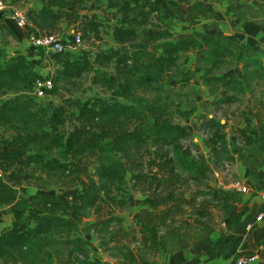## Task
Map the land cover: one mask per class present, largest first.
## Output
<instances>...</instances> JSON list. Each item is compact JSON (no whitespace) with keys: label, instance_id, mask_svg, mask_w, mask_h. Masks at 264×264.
Wrapping results in <instances>:
<instances>
[{"label":"trees","instance_id":"trees-1","mask_svg":"<svg viewBox=\"0 0 264 264\" xmlns=\"http://www.w3.org/2000/svg\"><path fill=\"white\" fill-rule=\"evenodd\" d=\"M41 1L42 9L28 14L44 30L57 28L61 20L75 16L77 7L74 6L79 0ZM229 8L238 16L253 15L254 9L253 5L235 0H230ZM189 10L209 11L200 1L191 3ZM162 12L160 4L150 0H135L133 5L125 3L114 13L116 24L112 39L116 47L96 52L91 60L50 52L48 58L53 59L56 68L46 77L38 75L31 60L34 55L48 54L42 49L9 55L0 48V206L12 205L13 215L10 228L0 234V260L48 264L57 255L67 264H100L98 259H89V250L73 234L90 215H100L101 203L109 202L104 194H108L110 185L117 191L123 190L125 165L130 166L133 158L150 144L165 148L147 159L146 164L156 166L155 171L132 174L139 183H147L143 189L147 206L141 208L136 221L141 234L138 246L111 244L122 222L116 214L86 221V229L96 234L103 251L122 258V264H140L139 259L147 254L173 253L189 242L186 234L170 227L187 202L180 184L184 177L205 178L208 168L203 159L185 154L179 140L190 135V131L171 121V115L184 120L196 109H183L165 93L163 83H170L177 74L179 79L174 84L183 87L201 73L199 77L205 85L216 93L222 90L214 102L219 106L244 95L257 81L264 80V63L258 55L261 50L236 44L231 38L224 39L216 33L202 40L194 34L175 37L169 29L161 30L153 35L158 42L157 50L149 54L141 47L128 45L137 36L135 27L146 25L153 13ZM189 51L200 54L198 64L194 69H183L180 59ZM105 64L115 66L121 84L100 74L98 67ZM238 66L241 75L222 71L224 68L229 72L231 67ZM87 71L95 73L93 82L110 88L111 98L79 100L71 110L61 106L50 112L44 107L39 109L31 96L37 77L51 80L52 88L45 92L53 94L59 82H70ZM228 95L231 97L227 98ZM171 106L173 113L169 111ZM126 122L132 123L130 128L121 126ZM208 123L215 127L218 143L225 150L223 135L219 133L222 124L214 119ZM245 131L241 133L247 148L240 147L237 158L244 165L258 167L263 162L264 127L250 134ZM91 162L94 164L92 177L84 188L69 195V201L46 192L26 196L17 189L35 179L48 183L54 175L73 176L77 180ZM200 192L217 201L225 212L223 222L228 229L236 224L239 214L234 217L230 214L240 200L239 191L209 188ZM113 203L124 206L126 201L117 199ZM195 211L198 215L204 212L203 209ZM111 225L117 229H110ZM160 226H166L167 232L160 233ZM209 233L204 231L195 242L209 241ZM221 241L218 238L213 242Z\"/></svg>","mask_w":264,"mask_h":264},{"label":"rangeland","instance_id":"rangeland-1","mask_svg":"<svg viewBox=\"0 0 264 264\" xmlns=\"http://www.w3.org/2000/svg\"><path fill=\"white\" fill-rule=\"evenodd\" d=\"M245 1L247 2L244 3L253 5L254 8L253 15L248 13L251 21L256 25L264 26V0ZM11 2L16 6H21L19 0H11ZM190 5L191 0H168L166 5L167 15L163 16L164 12L153 13L146 25L135 27L137 36L128 42V45L141 47L149 54L157 50L158 42L154 39L153 35L167 29H171L175 37L194 34L200 39L206 40L211 33H215L214 26L211 24L212 22H208L213 18V13L209 12L204 16L198 14L192 15L191 11H189ZM74 7H77L75 16L65 19L63 26L44 29L39 34H58L65 41L71 40L76 35H80L81 44L74 50L75 54H71L68 50L64 54L65 56L70 55L71 58L86 57L91 60L96 52L116 47V43L112 39V30L116 24L114 13L117 11L113 10L114 7L105 6V2L101 0H79ZM203 19L207 21V24H205ZM187 20L188 24H185ZM242 28L243 24L241 25V29H233L232 27L234 31L243 33ZM226 32L229 33V31ZM225 35H222L224 39L231 38L234 43H240L236 42L235 38H232L234 34ZM49 55L50 53L45 54V56L36 55V62L33 63L34 68H38V75L42 77L52 75L56 68L53 59L48 58ZM199 56L200 54L197 51L187 52L180 59V67L183 69H194L198 64ZM98 68L102 76L114 79L116 84H121V80L117 77L118 74L113 64H105ZM229 70L228 72L227 69L223 68L222 71L225 73L234 72L237 75H241L242 73L239 66L231 67ZM200 75L201 73H197L183 87L179 83L174 84L179 79L177 74L171 79L170 83H163L165 93L177 101L183 109L192 107L196 109L192 116L184 120L175 114L171 115V121L186 126L190 131V135L179 140V144L184 149L185 154L189 157L196 156L203 159L208 168L205 178L190 179L184 177L180 184L179 189L184 192L187 202L183 206L184 211L176 216L170 227L188 236L186 238L189 239V242H185L184 244L197 243L195 241L199 238L198 235L204 234V231H210L208 236L211 235L212 237L219 235L223 231L225 227L223 222L225 212L216 200H212L209 195H201L200 191L206 192L209 188L236 189L239 191L237 182H239L238 180L241 177L239 170L242 164L237 158V151L240 147H243V149L247 148L241 132L244 129V131L246 130V134H250L252 131H259L260 128L264 127V80L257 81L253 85V88L244 95H239L235 99L215 106L214 102L223 92L220 89L216 93L213 88L205 85L204 80L199 77ZM94 78L95 73L87 71L73 78L70 82H59V88L53 94L37 97L32 92L31 96L37 102L39 109L44 107L49 109L50 112L55 111L61 106H66L71 110L73 103L79 100L84 101L94 98L106 100L111 98L110 88L100 82H93ZM230 97L231 95L227 96V98ZM172 110L173 106L169 108V111L172 112ZM209 119H214L222 124L219 127V133L223 135L224 146H226L225 150L224 147H220L217 136H215V127L209 125ZM131 125L132 123L130 122L121 124L125 128H130ZM164 148L163 146L157 147V145L150 144L141 150L133 158L130 166L126 164L124 167L121 184L123 190L117 191L113 185H110L108 194H104L109 202L101 203V213L99 216L104 215L103 218H107L109 217L107 215L109 213L116 214L122 218L120 232L113 238L112 242L122 237L126 239L127 243L130 242L131 247L138 246L141 234L138 231L136 221L141 208L147 206L144 203L147 194L143 191V189L147 188V183H139L132 177V174H146L155 171L157 169L156 166L147 165V159L148 157L149 159L153 158L156 153L163 152ZM93 171L94 164L91 162L87 164L86 173L80 175L77 180L73 176L54 175L49 177L50 182L48 183L45 180L35 179L30 180L29 184L24 183L18 186L17 189L22 194V189H24V195L26 194L27 196L39 190L57 195L65 201H69V195L74 194L87 185L89 178L93 175ZM239 192L242 193L241 191ZM117 199H124L126 204L124 206L114 204L113 202ZM6 207L8 208L6 209L8 213H11L10 209L12 205ZM195 209H203L204 212L198 215ZM97 217L92 214L85 219V222L95 220ZM85 222L81 224L82 228L86 227ZM109 228L113 230L117 229V226L111 225ZM159 231L160 233H166L167 227L160 226ZM169 243L167 242L168 247ZM166 254L168 253L147 254L145 258L141 259L146 262L152 260L153 262H161ZM91 260L94 259L92 258ZM4 261L0 260V264H4ZM60 261L65 260L56 255L53 256V260L48 264H64Z\"/></svg>","mask_w":264,"mask_h":264},{"label":"crops","instance_id":"crops-1","mask_svg":"<svg viewBox=\"0 0 264 264\" xmlns=\"http://www.w3.org/2000/svg\"><path fill=\"white\" fill-rule=\"evenodd\" d=\"M97 1V0H96ZM105 6L114 7L117 10L125 3L133 5L135 0H101ZM108 1V2H107ZM110 1V2H109ZM159 3L163 9V16L167 15L166 5L168 0H150ZM200 1L209 11L207 12H190L198 15L213 13L212 19L208 22L213 24L214 32L220 36L231 35L236 42L250 46L255 51L261 50L258 55L264 63V26L254 24L250 16L245 14L238 16L230 10V0H196ZM239 3L247 2L245 0H235ZM8 10H18L26 17L27 24L25 27H18L7 14H0V48L4 49L7 54L12 55L14 52L26 53L27 49H32L29 41L30 35L42 33L38 24L34 23L29 11H39L42 9L41 0H19L21 6H16L11 0L4 1ZM195 1L191 0V3ZM249 3V2H248ZM110 10V9H109ZM190 11V10H189ZM210 19V18H207ZM228 19V20H227ZM207 24V21H205ZM64 20H61L58 26H63ZM188 24V20L185 22ZM243 24V33L233 29H241ZM233 27V29H232ZM171 32H173L170 29ZM226 31H229L227 33ZM223 37V36H222ZM231 37V36H230ZM36 55L31 60L36 62ZM38 73V68H34ZM240 179L238 187L245 186L246 192L240 193V200L234 204L233 211L230 215L237 216L239 219L230 229L224 225L223 231L215 237L209 236V241H202L193 244H182L181 247L173 253L164 255L162 261H144L139 259L140 264H236L241 255L255 254L256 259L248 264H264V215L260 220L256 216L264 212V199L257 195V191L264 187V153L263 162L258 167L244 165L241 161ZM237 187V188H238ZM24 194V189H22ZM43 192L35 191L30 195ZM21 193V192H20ZM47 193V192H46ZM26 195V194H25ZM29 195V196H30ZM27 196V195H26ZM12 208V207H11ZM6 206L0 207V234L10 228L13 215L8 213ZM11 210V209H10ZM93 221V220H92ZM91 222V221H90ZM250 226V227H248ZM92 231L79 227V231L73 234L74 238H79L85 247L89 250L88 257L91 260L98 259L100 264H122V258L110 255L103 251L99 242ZM212 234V233H211ZM226 237H229L227 240ZM222 241L215 243L216 239ZM130 244L122 237L111 244ZM4 264H14L8 259H4ZM67 264L66 261H60Z\"/></svg>","mask_w":264,"mask_h":264},{"label":"built area","instance_id":"built-area-1","mask_svg":"<svg viewBox=\"0 0 264 264\" xmlns=\"http://www.w3.org/2000/svg\"><path fill=\"white\" fill-rule=\"evenodd\" d=\"M0 14H7L9 18L18 26L25 27L27 24L26 17L23 13L18 10H8L6 3L3 0H0ZM30 45L34 48H39L44 51V53L50 52H60L65 54L66 51H70L71 54H75L76 48L81 44L80 35L74 36L71 40L65 41L58 34H38L30 35L29 37ZM33 94L37 97H42L47 94L45 91L52 88V82L48 78L37 77L33 81L32 86ZM1 175V171H0ZM238 190L241 192H246L247 188L245 186H239ZM257 195L264 199V187L257 191ZM70 199V197H69ZM264 215V212L256 216L257 220H260ZM250 227V226H248ZM256 259L255 254H245L241 255L236 264H248Z\"/></svg>","mask_w":264,"mask_h":264}]
</instances>
